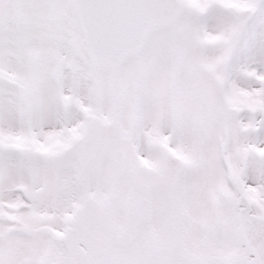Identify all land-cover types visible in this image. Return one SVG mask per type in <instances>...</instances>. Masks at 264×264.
Wrapping results in <instances>:
<instances>
[{
	"label": "snow or ice",
	"instance_id": "obj_1",
	"mask_svg": "<svg viewBox=\"0 0 264 264\" xmlns=\"http://www.w3.org/2000/svg\"><path fill=\"white\" fill-rule=\"evenodd\" d=\"M0 264H264V0H0Z\"/></svg>",
	"mask_w": 264,
	"mask_h": 264
}]
</instances>
